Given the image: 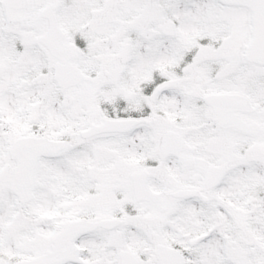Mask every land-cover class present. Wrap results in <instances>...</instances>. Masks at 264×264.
<instances>
[{"label":"snow or ice","instance_id":"6c2138e0","mask_svg":"<svg viewBox=\"0 0 264 264\" xmlns=\"http://www.w3.org/2000/svg\"><path fill=\"white\" fill-rule=\"evenodd\" d=\"M0 264H264V0H0Z\"/></svg>","mask_w":264,"mask_h":264}]
</instances>
